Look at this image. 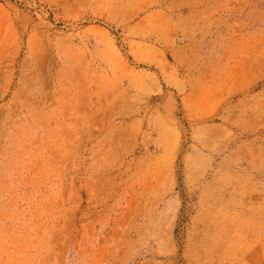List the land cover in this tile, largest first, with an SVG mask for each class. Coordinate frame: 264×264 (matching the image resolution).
Segmentation results:
<instances>
[{
	"label": "rangeland",
	"instance_id": "rangeland-1",
	"mask_svg": "<svg viewBox=\"0 0 264 264\" xmlns=\"http://www.w3.org/2000/svg\"><path fill=\"white\" fill-rule=\"evenodd\" d=\"M0 264H264V0H0Z\"/></svg>",
	"mask_w": 264,
	"mask_h": 264
}]
</instances>
